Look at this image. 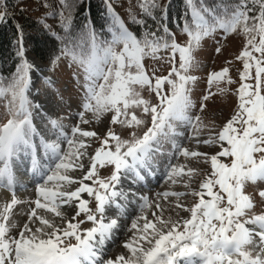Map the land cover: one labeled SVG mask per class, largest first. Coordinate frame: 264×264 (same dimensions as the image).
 Instances as JSON below:
<instances>
[{
    "label": "snow or ice",
    "instance_id": "1",
    "mask_svg": "<svg viewBox=\"0 0 264 264\" xmlns=\"http://www.w3.org/2000/svg\"><path fill=\"white\" fill-rule=\"evenodd\" d=\"M59 2L61 26L67 31L71 13L69 10L65 16L67 0ZM186 6L180 29L188 37L184 45L176 42L166 24L159 23L157 30L152 31L145 26V20L135 17L133 22L143 28L140 38L114 17V24L109 28L110 39L99 40L93 30L83 34L72 46L65 45L62 55L69 57L84 75L82 110L70 134L61 130L57 120H49L60 134L56 142L41 141L52 161L47 167L38 168L31 109L39 105H33L28 98L31 73L39 69L26 59L21 36L16 71L11 78L0 80V99L6 100L9 116L0 125V187L12 192L10 202L0 206V264H264V214L249 215L254 205L243 191L248 182L264 181V0H238L219 11L203 6L202 0L200 6L197 0H186ZM138 7L142 16L157 19V0H138ZM108 12H113L110 5ZM166 16L165 6L160 21ZM4 18L5 14L0 12V22ZM161 30L162 34L158 35ZM217 30L222 31L223 38L238 32L244 36V47L236 57L242 62L243 70L239 72V87L233 93L237 97L234 114L218 133L201 141L196 137L206 125L199 116L187 115V110L193 106L188 85L196 79L187 73L193 64V52L205 37ZM161 50H170L167 60L172 67L166 76L157 77L153 73L150 77L142 61L145 57L160 59L157 54ZM220 52L221 48L217 47L216 53ZM228 72L229 69L224 68L210 73L209 87L221 82L234 83ZM145 88L155 93L158 103L141 95ZM217 91L224 94L228 89L218 87ZM210 95L202 96L201 111ZM87 113L97 122L111 113L112 125L133 131L128 139H123L109 128L106 136L100 138L96 132L80 126L90 123L85 119ZM146 116H150L151 126L139 135L136 129L145 125ZM175 121L186 122L195 129L189 139H196L197 144L218 145L220 150L209 155L174 143L170 160L179 156L186 160L203 157L211 171L205 172L199 190H194L190 188V181L197 170H185L186 165L169 163L168 180L172 184L183 183L190 190L157 193L155 202L141 197L139 213L128 229L132 235L122 245L128 255L103 260V247L119 227L117 219L105 216L106 206L120 208L122 205L117 198L127 199L124 192L116 190L121 173H133L137 179H142L138 169L159 150L161 137L175 133ZM94 137L100 140V147L89 154V139ZM61 142L67 145L66 149L61 148ZM28 149L33 153L32 171L39 172V180L36 199L21 201L15 195L12 165L18 153ZM84 157L90 161L86 170L82 163ZM106 165H112L113 171L102 179L97 175V166ZM76 170H83L82 179L69 175ZM88 180L91 185L84 183ZM74 184L78 187L70 190ZM82 193L95 200V211L88 207L89 201L82 198ZM257 194L264 201V190ZM186 195L197 197L191 207L180 202ZM169 197H175L176 218L163 215L165 209L159 201L160 198L168 201ZM19 203L35 207L30 209L18 233L11 234L17 224L9 221ZM153 204L155 210L149 218L146 210L153 208ZM64 205L75 209L70 219L61 210ZM180 210L189 216L181 217ZM81 214L84 219L77 220ZM85 222H91L92 227L81 230L80 225ZM72 239L75 243L69 242Z\"/></svg>",
    "mask_w": 264,
    "mask_h": 264
},
{
    "label": "rangeland",
    "instance_id": "2",
    "mask_svg": "<svg viewBox=\"0 0 264 264\" xmlns=\"http://www.w3.org/2000/svg\"><path fill=\"white\" fill-rule=\"evenodd\" d=\"M17 8L21 7L25 12H30L35 16L42 17L43 26L56 32L52 13L58 9V0H14ZM110 6L115 7L118 11H127V15L131 17V13H136L138 9V0H107ZM162 2V1H161ZM47 5L45 7L44 5ZM188 37L186 34L176 33L175 40L178 44L184 45ZM245 38L242 34L235 33L228 35L227 38H223L221 30H217L213 34L205 37L199 47L193 52V64L188 71V75L194 76L196 79L190 83L188 87L191 89L189 97L192 103V107L187 110L189 117L199 116L201 121L206 127L200 130L196 139L201 141L208 139L209 135H215L220 131L223 125L234 114V109L237 103V97L233 93L239 87V72L243 70V65L236 57L243 49ZM221 48L220 53H216V48ZM25 57H28L31 62H35L37 66H42L44 69H39L33 76L31 73V84L28 92V98L33 105H39V107H33V125L36 129V134L33 137V144L36 147L35 156L38 161V166L41 164L43 167H47L52 161L50 154H46L41 141L53 143L57 141L60 134V130H54L49 124L50 119H55L61 126V130L65 134H70L71 129L78 123V112L81 111V99L84 94V75L82 70L76 65L70 62L65 57H60L55 63L48 68L44 63L36 61L34 55L29 50V46L25 44ZM160 59H153L151 57H145L143 62L146 73L151 77L153 73L155 76H166L170 71L172 65L168 62L167 58L170 55V50H161L157 54ZM177 66L179 57H176ZM30 63V62H29ZM31 64V63H30ZM36 66V67H37ZM40 67H37V69ZM224 68H228V76L234 81L232 84H225L221 82L218 86L213 84L209 87L208 76L210 73L220 72ZM34 71V70H33ZM50 81L51 83H46ZM251 82V81H250ZM227 88L228 91L224 94H220L217 88ZM211 94L210 98L205 101V108L200 110L201 98L205 94ZM141 95L150 100L152 103H158L155 93H149L145 88L141 90ZM6 100L0 99V125L5 123L9 116L7 115ZM111 113L105 114L99 122L92 118L91 113L85 115V119L90 120L89 124L80 125L84 130H91L98 134L100 138L106 136L107 130L112 128L123 139H128L133 129L123 128L120 125H112L110 123ZM146 123L139 129H136L139 135H143V132L147 130V127L151 126L150 116L144 117ZM175 133L167 137L160 138L159 150L151 154V158L145 162L143 170H139L140 175H146L153 173L156 175L154 180L142 185L140 187H134L127 179L132 177V173H123L120 178L119 184L116 186L117 191H122L126 194L127 199L117 198L119 204L122 207L118 208L115 205H109L105 210V216L108 219H118L120 221L119 227L114 230L112 239L105 243L107 250L106 255L102 256V259L107 261L109 256L128 255L127 250L123 248V243L128 240L132 235L128 229L131 226L132 220L139 213V205L142 202L141 197H148L150 201L155 202L157 200V193L165 191L171 192H188L190 189L186 188L183 183L172 184L166 176V169L169 163L183 164L187 168L196 169V173L193 175L190 181V188L199 190V184L204 179L205 172H210V164L203 162V157L185 159L183 156L170 160L173 154V144H180L182 147L201 153H208L209 155L217 153L220 148L218 145L208 146L203 143L197 144L196 139H189L195 132V129L191 128L186 122L175 121L174 122ZM90 147L87 151L89 154H94L95 149L100 147V140L98 138L89 139ZM67 145L61 142V148L66 149ZM33 153L31 149L27 151H20L18 156L13 161L14 177L20 170L25 172L29 164H31ZM223 162H228L225 158H221ZM82 163L85 165V170L90 166L88 157H84ZM41 166V167H42ZM40 167V166H39ZM38 167V168H39ZM77 174L72 176L76 179H82L83 170H76ZM113 171L112 165H106L101 168L97 166V175L100 178H107ZM36 173V172H35ZM69 173V175H71ZM143 175V177H144ZM19 178L23 181L17 180V185L14 186L15 195L18 200L21 201H33L36 199L35 188L36 184L34 180H39V173L36 178H26L21 172ZM25 178V179H24ZM132 179V178H131ZM187 180V177L183 178ZM135 181L134 179H132ZM25 182V183H24ZM84 183L91 185V180L84 181ZM138 183V182H135ZM145 183V182H143ZM142 183V184H143ZM75 187H78L75 184ZM264 190V181L256 183H246L244 186V193L252 199L254 207L250 210L251 214H264V201L258 196V191ZM82 197L89 201L88 207L95 211L96 202L93 198L88 197L87 193H82ZM12 198V192L5 188L0 187V206H3L10 202ZM207 199V197H205ZM197 201V197L186 195L181 197L180 202L187 207H191ZM162 207L165 209L163 215L167 218L171 215L176 218V211L174 210L175 197H169L168 201L160 198L159 201ZM34 204L19 203L12 210L11 222L17 224L16 228L11 230V234H17L19 228L23 227V224L27 221V216L31 208H34ZM71 211V214L67 217L70 219L75 214V209ZM155 210L153 208L146 210L148 217L152 218L151 212ZM180 216L187 218L189 213L180 210ZM84 219L83 214L77 217V220ZM60 222V221H59ZM75 222V221H73ZM142 223V222H141ZM92 227L91 222H85L80 225L81 230L89 229ZM251 227V226H249ZM258 239V238H257ZM69 242L75 243L72 239ZM112 260H115L114 258Z\"/></svg>",
    "mask_w": 264,
    "mask_h": 264
},
{
    "label": "trees",
    "instance_id": "3",
    "mask_svg": "<svg viewBox=\"0 0 264 264\" xmlns=\"http://www.w3.org/2000/svg\"><path fill=\"white\" fill-rule=\"evenodd\" d=\"M237 2L238 0H202L203 6L217 11ZM157 3L156 20L142 16L139 7L136 13L130 12L131 17L127 15L126 10L118 11L122 18L120 19L114 10L111 14L108 12L110 4L107 0H67L68 9L65 10V16L70 10L71 19L70 26L65 31L61 26L59 12L62 5L58 0V9L52 13L56 32H52L43 26L42 17L35 16L29 11L25 12L21 7L17 8L14 0H0V12L5 14L3 22H0V80L11 78L16 71L20 58L17 56L15 44L21 41V36L32 55L50 68L53 61L58 60L57 57L64 56L61 50L65 45L72 46L87 32L94 30L99 40L110 39L109 28L114 24V17H118L138 38L142 36L143 28L139 23L133 22V17L145 20V26L150 27L152 31L157 30L159 23L166 24L171 32L179 31L186 16V0H157ZM200 4L201 0H197V6ZM165 6L166 19L160 21ZM157 34H162V30Z\"/></svg>",
    "mask_w": 264,
    "mask_h": 264
},
{
    "label": "bare ground",
    "instance_id": "4",
    "mask_svg": "<svg viewBox=\"0 0 264 264\" xmlns=\"http://www.w3.org/2000/svg\"><path fill=\"white\" fill-rule=\"evenodd\" d=\"M30 167H32V164L31 165H29L27 168H30ZM20 172L26 177V178H28L29 177V179H33V177H35V175H37L39 172L37 171L36 173L34 172L33 174L31 173V174H28V172H22V170H20ZM19 171H18V173H16V178L19 180V181H21V182H23L20 178H19V173H20ZM75 174H77V171H74V172H72V174H71V176H75ZM15 177H14V179H15ZM25 179V178H24ZM16 179H15V183H16ZM18 181V182H19ZM25 183V182H24ZM76 187H75V184L74 185H72L71 186V189L70 190H74ZM64 213H65V215L66 216H68V215H70L71 214V211H73V209H71V207H69V206H67V205H64L63 207H62V209H61ZM38 211H42V210H38ZM50 215V214H49ZM57 223H60L59 222V219H57ZM108 242V241H107ZM103 248H105V250H107V247L106 246H104ZM105 250L103 249L102 250V256H104V255H106V253H105ZM109 258L110 259H115L116 257L115 256H112V254L109 256Z\"/></svg>",
    "mask_w": 264,
    "mask_h": 264
}]
</instances>
